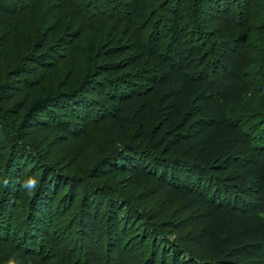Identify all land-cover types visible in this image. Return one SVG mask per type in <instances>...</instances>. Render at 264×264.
Returning <instances> with one entry per match:
<instances>
[{
	"label": "trees",
	"instance_id": "trees-1",
	"mask_svg": "<svg viewBox=\"0 0 264 264\" xmlns=\"http://www.w3.org/2000/svg\"><path fill=\"white\" fill-rule=\"evenodd\" d=\"M0 264H264V0H0Z\"/></svg>",
	"mask_w": 264,
	"mask_h": 264
},
{
	"label": "clouds",
	"instance_id": "clouds-1",
	"mask_svg": "<svg viewBox=\"0 0 264 264\" xmlns=\"http://www.w3.org/2000/svg\"><path fill=\"white\" fill-rule=\"evenodd\" d=\"M28 184L34 186V185H35V181H34V180H29V181H28Z\"/></svg>",
	"mask_w": 264,
	"mask_h": 264
}]
</instances>
